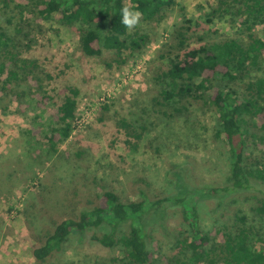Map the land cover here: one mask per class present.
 I'll return each mask as SVG.
<instances>
[{
    "label": "trees",
    "instance_id": "1",
    "mask_svg": "<svg viewBox=\"0 0 264 264\" xmlns=\"http://www.w3.org/2000/svg\"><path fill=\"white\" fill-rule=\"evenodd\" d=\"M8 1L0 3L8 8ZM15 1H19L21 21L29 15L38 27L40 21L54 19L76 29L83 56L100 58L109 51L122 59V64L126 63L125 53L141 51L149 40L148 35L129 32L121 23L124 4L142 12L144 23H161L178 6L177 0ZM210 10L208 23L230 21L238 36L211 41L198 36L197 43H191L194 19L185 18L183 23L188 27L170 32L174 45H165L167 55L162 56L168 60V69L154 79L158 91L151 98V108L143 114L152 111L168 126V121L175 122L196 104L209 109L216 117L215 140L227 161L226 181L218 187L196 189L180 176L177 196L151 199L143 193L141 201L124 202L113 190L97 193L94 204L82 209L77 218L56 224L44 236L42 246L33 251L37 263L46 264L63 253L72 238L108 225L110 232L96 231L92 239L106 249L119 248L122 256L113 258L112 264H264V0H218ZM29 27L24 34L30 37L26 47L0 32V101L9 95L14 100L24 99L27 94L16 92L15 85L37 78L31 97L38 108L47 109L52 116L48 142L50 150L58 152L79 127L82 91L74 85H59L60 74L45 71L43 78L36 75L39 59L22 58L21 52L32 50L31 44L37 42L34 34L40 28ZM22 33L18 28L17 34ZM45 82L50 89L45 88ZM111 102L108 99L100 112H109ZM143 114L133 122L117 116L118 133L134 152L150 130ZM234 196L255 201L250 214L243 209L232 214L224 211L223 204ZM203 200H212L215 206L207 205L206 214L218 220L211 228L204 225L198 210ZM179 204L183 226L176 239L172 236L176 252L169 254L152 227L167 229L174 217L169 211Z\"/></svg>",
    "mask_w": 264,
    "mask_h": 264
},
{
    "label": "rangeland",
    "instance_id": "2",
    "mask_svg": "<svg viewBox=\"0 0 264 264\" xmlns=\"http://www.w3.org/2000/svg\"><path fill=\"white\" fill-rule=\"evenodd\" d=\"M8 2V8L0 3V32L26 47L29 24L32 29L39 27L32 50H19L22 58L39 59L40 69L34 70L39 78L45 71L60 74L59 85H74L82 95L79 127L58 152H52L48 142L52 116L31 97L37 78L15 85L16 92L27 94L24 99L9 95L0 101V264H39L33 251L42 246L44 236L56 224L77 218L82 209L94 204L97 193L113 190L124 202L141 201L144 194L151 199L177 196L180 176L196 189L218 187L226 181L227 161L215 140L216 117L209 109L196 104L175 122L168 121V126L152 111L143 114L158 91L154 79L168 69V60L162 56L167 55L165 45H174L170 32L188 27L185 18L194 19L191 43H197L198 36L210 41L238 36L230 21L207 22L210 7L218 0H177L178 6L161 23L140 22L132 32L148 35V43L141 51L125 53V64L109 51L100 58L83 56L75 28L54 19L40 21L37 27L26 14L21 21L19 1ZM18 28L22 34H17ZM45 88L50 89L47 82ZM108 99L111 110L100 112ZM141 114L150 130L134 152L124 144L116 122L122 116L133 122ZM245 199L232 197L223 204L224 211L232 214L243 209L250 214L255 201ZM209 204L215 207L212 200L200 201L198 210L204 225L211 228L218 220L206 214ZM181 206L170 209L174 217L167 229L152 227L169 254L176 252L174 238L183 226ZM96 231L102 234L111 228L104 225ZM96 231L72 238L63 253L46 264H112L122 254L119 248L106 249L94 241Z\"/></svg>",
    "mask_w": 264,
    "mask_h": 264
},
{
    "label": "clouds",
    "instance_id": "3",
    "mask_svg": "<svg viewBox=\"0 0 264 264\" xmlns=\"http://www.w3.org/2000/svg\"><path fill=\"white\" fill-rule=\"evenodd\" d=\"M120 14L121 23L129 32L133 31L140 25L143 16L142 12L134 9L128 3H125L124 6L121 8Z\"/></svg>",
    "mask_w": 264,
    "mask_h": 264
},
{
    "label": "built area",
    "instance_id": "4",
    "mask_svg": "<svg viewBox=\"0 0 264 264\" xmlns=\"http://www.w3.org/2000/svg\"><path fill=\"white\" fill-rule=\"evenodd\" d=\"M102 100H105V98H103Z\"/></svg>",
    "mask_w": 264,
    "mask_h": 264
}]
</instances>
